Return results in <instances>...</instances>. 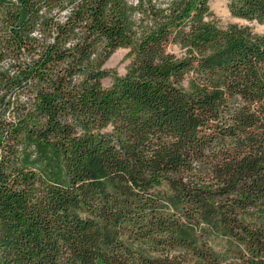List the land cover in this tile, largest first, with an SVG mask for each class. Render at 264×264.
<instances>
[{
	"label": "trees",
	"instance_id": "trees-1",
	"mask_svg": "<svg viewBox=\"0 0 264 264\" xmlns=\"http://www.w3.org/2000/svg\"><path fill=\"white\" fill-rule=\"evenodd\" d=\"M0 264H264V32L209 0H0Z\"/></svg>",
	"mask_w": 264,
	"mask_h": 264
},
{
	"label": "rangeland",
	"instance_id": "rangeland-1",
	"mask_svg": "<svg viewBox=\"0 0 264 264\" xmlns=\"http://www.w3.org/2000/svg\"><path fill=\"white\" fill-rule=\"evenodd\" d=\"M209 8L214 21L222 27L236 25L238 27H245L255 34H261L264 32V23L232 15L229 9V0H209ZM169 50L177 54L180 53L179 48L176 45H171ZM127 53V48L116 49L105 61L104 68L117 74H123L130 61V57ZM109 82V78L103 80V84L105 85H108Z\"/></svg>",
	"mask_w": 264,
	"mask_h": 264
}]
</instances>
